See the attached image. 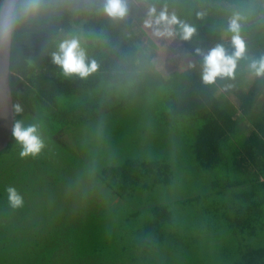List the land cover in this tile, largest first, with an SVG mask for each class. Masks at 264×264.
<instances>
[{
  "label": "trees",
  "instance_id": "16d2710c",
  "mask_svg": "<svg viewBox=\"0 0 264 264\" xmlns=\"http://www.w3.org/2000/svg\"><path fill=\"white\" fill-rule=\"evenodd\" d=\"M3 1L0 0V13ZM145 2L157 11L167 8L179 20L196 27L190 41L174 35L183 51L194 58L191 67L162 78L152 64L146 66L150 58L144 51V15L138 12L134 0H129V13L123 21L103 15V0H43L38 14L22 16L13 27L10 86L14 105L22 109L15 112V121L27 126L30 121L24 120V116L36 117L37 124L60 145L62 132L71 138L69 130L74 128L112 124L116 141L111 156L116 162L93 166V184L95 190L120 200L129 201L137 194L150 196L154 192L156 196L160 188L174 192L179 177L172 162L178 157L176 166H180L177 153L182 145L188 150L186 171L205 181L198 184V189L207 193L205 206L224 209L218 213L228 221L232 242L228 246H207L206 242L202 250H197V238L188 242L177 237L179 212L171 211L172 204L161 203L145 211L152 218L145 225L147 233L142 234L146 239L137 242L135 252L143 256L160 251L157 246L161 243H154L158 239L167 243L173 253L176 245H181L179 256L185 255L195 264H204L206 254L215 255L212 260L219 259L220 264H264V245L253 242L264 230V223H260L264 213V109L260 113L255 111L264 101V77L252 75L248 68L252 59L264 55V0ZM234 16L240 17L245 57L238 61L234 79H217L212 85H204L202 58L195 54V49L207 52L216 44H223L230 54L231 36L226 29ZM65 36L78 37L89 60L96 62L97 70L87 79L65 77L51 62V54ZM154 90L167 94L162 103L164 111L151 117L152 132H137L136 128L146 122V110H157L145 105L148 91ZM196 122L194 138L180 140L189 139L191 124ZM125 140L130 141L134 150L131 155L125 154ZM16 144L13 137L0 152V264H82L89 258H102L101 252L110 245L102 240L108 233L102 223L106 211H89L75 216L73 221L66 212L49 208L52 219L58 213L63 215L59 225L47 233L51 238L38 239L34 230L39 224L30 226L31 232L20 238V225L12 223L21 216V225L27 224L32 208L13 209L5 189L13 186L23 195L26 189L32 193L35 187L41 190L42 186L57 190L58 185L71 184V189L73 182L56 165L32 166L28 163L31 158L24 164L26 158L18 156L20 146ZM9 160H13L12 167L2 170ZM201 197L177 200V204L186 207L201 202ZM140 212L129 210V222L136 223L134 218ZM175 260L181 264L185 258Z\"/></svg>",
  "mask_w": 264,
  "mask_h": 264
},
{
  "label": "rangeland",
  "instance_id": "374dc122",
  "mask_svg": "<svg viewBox=\"0 0 264 264\" xmlns=\"http://www.w3.org/2000/svg\"><path fill=\"white\" fill-rule=\"evenodd\" d=\"M134 1L137 3V8H139L138 12L144 15V20L148 9L145 0ZM143 30L146 33L144 51L150 58L149 64L146 66L152 64L154 72L161 73L162 78H168L169 73L175 72V70H182L191 65L192 61H194L191 54L183 51L175 36L159 38L153 35L151 29L143 27ZM66 38L69 37L65 36V39ZM148 94L150 96H146L145 105H147V108H156L157 110H146V117H144L146 118V122L136 128L137 132L141 129H144L147 133L152 132L154 125L151 117H153L154 114L157 115L158 112L161 113L164 111L165 104L162 103L166 99V92L163 90H154V92L148 91ZM228 96L231 102H234V96H232V94ZM260 110L256 109L255 111L259 113ZM24 120L30 121L27 125H38L36 117L34 116L27 114L24 116ZM196 126L197 122L196 125L191 124L189 139L180 140H190V138L194 136ZM38 127L44 142V148L36 157H27L24 164L26 161H30L31 158V162L28 163L32 166L37 165L50 168V165H56L64 177H68L70 181L73 182V185L71 189L68 187L71 185L69 184L65 187L58 185L56 186L57 190H53V187L47 189L45 186H42L41 190L35 187L32 193L28 189L23 191V195L20 194L23 199V204L19 208L23 206L28 209L32 208L30 214L32 218L31 221L28 222L30 224L27 223L24 224V226L21 225L23 222L21 216L15 218L12 224H16L17 227L20 225V228H18L19 234L22 235L20 238L30 233L31 231H29V228L30 226H35L34 224H39L38 228L34 230L35 233H38L39 240L40 238H51L47 233L51 232L55 225H59L57 223H60L63 215L58 213L56 217L52 219L49 208L66 212L68 219H72L73 221L75 216L77 218L78 216L86 215L89 211H93L97 214H103L106 211L102 223H104V227L108 233L102 240L110 244L109 248L101 252L102 258H89L83 261L82 264H169L170 261H172L170 264H179L175 259L181 260V258H185L184 261L181 260V264L185 262L187 264H195V262L189 261L185 255L179 256L180 250L182 249L181 245H176V248H174L176 252L173 253L167 248V243H162L163 241H159L158 239H156L154 243H156V245L161 244L157 246L160 251H154L156 253L142 256L134 250V246L138 241H144L146 239V236H142V234L147 233V231H145V225L148 224L149 220L152 218L148 214L149 212L145 211H147L148 207L151 205L166 203L174 206L171 211L179 212L176 216L177 221L179 220L178 223H180L177 225V237L186 239L188 242L197 238L199 241V243L196 244L197 250H202L203 244L206 242L209 244L207 246H212L214 243L228 246L232 242V233L226 226L228 221L227 219L224 220L223 216L219 215V213L224 212V209L217 206H205L204 196H206L207 193H202L201 189H198V184L205 183V181H201L199 176H195V173L186 171L184 161L188 154V150L184 149L182 145L181 148L178 149L180 153H177L179 155L180 166H176L178 157L175 162H172L173 166L176 167L177 177H179V181H176L177 185L174 188V192H171L172 189L165 190V188H160L157 189L159 192L156 196H154L156 192L152 193L150 196H148L150 193L137 194L136 197L128 201L113 198L111 195H105V193L99 189L95 190L96 188L93 184V166L99 163L107 164L110 161L116 162V158L111 156V151L116 141V135L113 130L115 127L112 124L105 126H90L82 129L74 128L69 130L71 138L62 132L59 137V139L63 141L61 145L59 141L50 137L39 125ZM147 136L150 137V135ZM129 142L130 141L127 140L124 141V151L125 154L129 153L131 155L134 150ZM189 144L191 145L192 141ZM162 145H164V143H162ZM20 150H17L19 157ZM176 150L177 148H175V151ZM16 158L19 160L18 157ZM12 164L13 160L11 163L9 160L1 169L9 170ZM48 175L50 176V173ZM43 177V175L40 177L41 180H43ZM46 178L49 177L46 175ZM202 178L205 177L203 176ZM63 187L64 191L62 190ZM199 196H202L201 202L189 204L186 207L177 204V200L183 202V200L195 199ZM103 207H106V210ZM216 208H218L217 211ZM111 209H113V213ZM131 209H134L136 212L141 210L136 218H134L136 219V223L134 224L128 220L129 210ZM119 211L121 213H119ZM50 220L54 223H51ZM260 223H264V213L262 214ZM259 235L260 236L253 239V242L264 245V230H262ZM200 245H202L201 248ZM122 248H126V251L122 252ZM203 256H207V261L204 264H220V262H218L219 259L218 261L212 260L211 257L215 255L206 254ZM141 259L145 262L142 263ZM164 260L166 261L165 263Z\"/></svg>",
  "mask_w": 264,
  "mask_h": 264
},
{
  "label": "clouds",
  "instance_id": "9594fccd",
  "mask_svg": "<svg viewBox=\"0 0 264 264\" xmlns=\"http://www.w3.org/2000/svg\"><path fill=\"white\" fill-rule=\"evenodd\" d=\"M43 0H19V8L10 9L0 15V34H7L24 16L38 14ZM103 15L113 21H123L129 13V0H103L101 9ZM143 27L151 29L153 35L159 38L178 35L182 41H190L196 34V27L177 18L175 13H169L167 8L157 11L150 6L143 20ZM178 29V31H174ZM227 33L231 36L232 52L225 49L223 44H216L207 52L195 49V54L202 58L201 81L204 85H212L217 79H234L238 61L245 57L246 45L241 35L240 17L234 16L228 23ZM51 62L58 66L65 77L87 79L97 70L94 60H89L86 50L81 46L78 37L63 39L51 54ZM191 67V65H189ZM249 71L256 77H264V55L252 59L248 65ZM14 111H22L19 105H14ZM14 141L20 146V158L36 157L44 148V142L36 124L25 126L21 121H15L12 128ZM10 206L15 209L23 204V199L13 186L5 189Z\"/></svg>",
  "mask_w": 264,
  "mask_h": 264
},
{
  "label": "water",
  "instance_id": "95a60500",
  "mask_svg": "<svg viewBox=\"0 0 264 264\" xmlns=\"http://www.w3.org/2000/svg\"><path fill=\"white\" fill-rule=\"evenodd\" d=\"M18 3L19 0H4L0 15L16 8ZM12 39L13 28L7 34H0V152L12 142V128L16 120L10 86Z\"/></svg>",
  "mask_w": 264,
  "mask_h": 264
},
{
  "label": "crops",
  "instance_id": "0c3cea01",
  "mask_svg": "<svg viewBox=\"0 0 264 264\" xmlns=\"http://www.w3.org/2000/svg\"><path fill=\"white\" fill-rule=\"evenodd\" d=\"M256 109H257V110H260V109H261V110H260V112H261V111L264 109V101L261 100L260 103L257 105ZM256 109H255V110H256ZM260 112H259V113H260Z\"/></svg>",
  "mask_w": 264,
  "mask_h": 264
}]
</instances>
